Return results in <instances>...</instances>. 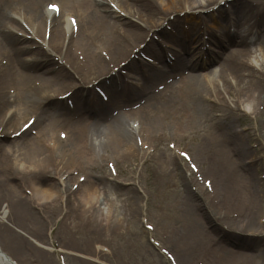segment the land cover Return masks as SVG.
I'll return each instance as SVG.
<instances>
[{
	"label": "rangeland",
	"instance_id": "1",
	"mask_svg": "<svg viewBox=\"0 0 264 264\" xmlns=\"http://www.w3.org/2000/svg\"><path fill=\"white\" fill-rule=\"evenodd\" d=\"M162 1L155 0L153 3L159 6ZM199 1L202 0H195ZM44 3L43 1L42 4ZM110 3L115 6V3ZM256 6L264 14V0H257ZM117 9L119 13L115 12V16L126 19L129 13L125 9ZM183 13L181 11L180 15ZM255 13L254 7L241 14L249 15V22L252 23ZM129 16L128 19L141 23L139 15L131 13ZM229 16L219 19L218 24L208 21V26L222 32L227 29L226 21ZM158 18L160 17L155 19ZM165 19L180 20L185 30L189 28L193 31L198 26L196 24L193 27L190 22L183 21L184 17L179 19L175 14H169ZM166 20L160 21L166 26L162 24V28L168 32L172 25ZM260 20L264 25V17ZM25 27L29 30L28 25L23 22V29ZM239 30V37L251 43V48L255 51L249 63L261 73L262 79L245 78L239 89H234V84L232 87L230 85V95L225 94V98L228 107H232L234 112H222L221 109L214 108L193 129L178 126L175 122L177 116H161L160 124L157 125L159 132L152 135L155 138L145 141L137 137L140 141L136 139L135 142L144 143V147L137 152L119 155L118 158L104 153L101 158L91 160L92 162L83 159L79 166L83 167L81 169L78 165L69 163V166L59 165L60 171L43 175L37 173L34 177L28 175L25 168L18 172L11 170V173H7L10 175L7 177L12 178L10 181L2 182L0 178L3 183L0 185V208L5 204L9 207L7 222L3 223L4 231L0 232V235H4L0 237L18 240L13 245L17 253L4 247L2 243L1 246L20 264H169L167 257H175L178 264H264V47L253 46L256 33L250 34L245 28ZM253 32L264 35L263 28H255ZM154 33L144 29L140 39L131 46V52H125L113 63L131 59L136 50L159 38V34ZM20 34L19 32L18 36ZM196 36L195 34L194 37ZM44 38L46 42V35ZM42 39L43 37H36L34 41L41 44ZM162 45L172 50L168 38L163 39ZM42 46L43 49H50L48 42ZM212 48L217 50L216 47ZM105 49L100 47L98 50H104L101 52L102 57L111 65L110 55L105 54L109 52ZM194 52L190 51L188 56H192ZM50 58V63L62 61L55 53ZM81 58L82 55L78 56L79 60ZM161 64L164 66L165 62L162 60ZM211 69H217V63L199 72L206 73ZM73 78L74 83L79 80L76 75ZM157 85L159 84L151 91L154 89L162 92L163 88H158ZM70 87L65 86L58 93H70ZM142 100L135 97L129 102L111 105L107 110L108 116L118 113V110L132 108V111L124 112L130 113L125 116L129 119L134 107ZM211 103L208 101V104ZM31 115L26 116L22 123L28 118H35ZM19 118L16 117L17 121ZM132 119L130 122L134 121ZM36 129L34 124L26 137L17 141L26 143L31 136L35 137ZM178 132L183 136L174 138ZM14 133L15 131H11L8 136L12 141ZM223 135L231 140L237 139L242 146L250 148L251 158L240 156L239 159H224L225 157L217 154L216 151L220 150L216 137ZM179 151H185L189 155L182 158ZM18 152H14L12 157L16 158ZM235 168H239L241 174ZM172 170L176 171V179L171 175ZM183 174L185 181L190 177L195 181H189L188 189H184L181 179ZM204 180L212 182L213 192L225 194L223 202L217 196L219 207L214 204L213 194L204 188ZM84 182H90V190L96 197L81 206V203L76 202L77 196L74 193H78L79 184ZM33 183L40 188H46L48 184L56 185L61 196L52 204L38 205L41 201L34 202L30 194ZM20 198L28 201L24 205V211L27 214H37L36 219L24 215L23 209L20 212L19 207L23 206ZM254 223L256 227L253 226ZM31 238L39 245L31 241ZM40 245L50 246L53 251L45 253L47 251ZM101 246L107 252L102 251ZM75 253L78 255H74Z\"/></svg>",
	"mask_w": 264,
	"mask_h": 264
},
{
	"label": "bare ground",
	"instance_id": "2",
	"mask_svg": "<svg viewBox=\"0 0 264 264\" xmlns=\"http://www.w3.org/2000/svg\"><path fill=\"white\" fill-rule=\"evenodd\" d=\"M108 2L109 0H0V178L2 182L12 179L7 177L9 175L7 173H11V170L18 172L25 168L24 171L34 177L37 173L43 175L59 170V165L69 166V163L78 165L81 169L83 167L79 166L83 159L92 162L101 158L104 153H110L109 156L113 158L130 155L143 147L144 143L135 142L137 137L145 141L155 138L152 135L159 132L157 125L160 124L161 116H177L175 122L178 126L184 125L183 127L193 129L204 121L208 112L214 108H219L222 112H234L232 107H228L225 98V94L230 95V85L232 87L234 84V89H239L245 78L262 79L261 73L249 63L253 54L250 49L251 43L240 38V34L237 39L234 38L228 30L216 33L208 29V21H216L225 17L226 13L230 14L229 26L245 28L250 34L256 33L257 38L252 44L263 48L264 35L253 32L255 28L264 29L260 20L264 14L258 10L257 0L199 2L163 0V3L159 2V6L154 5L155 0H111L117 8L122 11L125 9L129 15L131 13L139 15L141 23L128 19L129 15L126 19L115 16V12L106 7ZM48 4H59L58 16L47 9ZM214 6L216 7L213 8ZM254 7L256 13L252 16L253 22L250 23L248 18L250 16L241 13ZM181 11H184L182 16ZM169 14H175L179 19L184 17L183 21L190 22L193 27L197 24V29L192 32L209 34L211 43L217 48L216 53L207 51L194 61L192 59L198 56L194 53L186 58L179 55L171 68H165L160 66L157 60H151V55H160L162 47L154 41H149L138 49L133 60L128 61L129 71L122 73L127 79L112 77L114 75L109 72L110 69L113 65L120 64V61L116 63L113 61L125 52H131V46L140 39L144 29L157 32L162 38H168L178 48L187 43L184 38L170 36L173 31L181 32L183 28L182 22L178 19L166 20L165 17ZM74 15L77 18H75L76 32H73L69 24L70 17ZM156 17L160 18L155 19ZM160 20L171 23L173 30L166 32ZM21 22H25L30 31L26 32ZM46 26H49L48 48H50L47 50L42 46L45 44V39H42V44L34 41L36 37L44 36ZM19 32L21 36H18ZM28 35H31V40H27ZM193 35H187L188 43L194 41L191 52L200 49L197 45L198 36L196 39ZM100 47H105L109 52L105 54L110 55L111 65L102 57L101 52L104 50L99 51ZM175 50L180 53L179 49ZM140 51L148 53V61L141 59ZM52 53L60 56L62 61L50 63ZM78 55L84 56L82 61H78L76 57ZM214 63H217V69L208 70L206 73L199 72ZM142 69L146 71L144 75ZM75 75L79 80L74 83ZM93 75L95 77H92ZM99 77L100 82L107 77L110 78L108 85L103 84V88L109 94L107 104L97 100L87 87V84ZM115 80H119L118 84ZM157 83H163L162 92L154 89L151 91ZM249 83L251 84V81ZM69 85L71 87L68 91H72L69 98L73 101L71 109L66 106L67 100H55L57 95L63 96L66 93L58 92ZM117 90H128L131 93L124 95ZM135 97L143 100L134 107L129 119L125 116L130 113L124 112L132 111V108L118 110V113L108 116L107 110L111 105L126 103ZM208 101L212 103L208 104ZM245 107L247 108L248 104ZM29 114L35 116V126H37L35 137L31 136L24 144L19 143L17 138L10 140L8 136L11 131H18L30 119L22 123ZM16 117H20L18 121ZM131 119L134 121L130 122ZM135 124L137 129H134ZM27 132L22 133L18 138L26 137ZM62 132L66 134L64 140L59 136ZM182 136L178 132L174 138ZM216 138L220 150L216 152L222 155V158L239 159L240 156L251 158L252 152H249L251 149L242 146L237 139L231 140L224 135ZM14 152H18L16 158L12 157ZM235 169L241 174L239 168ZM175 172L172 170L171 175L176 179ZM181 179L184 189H188L189 181H194L190 177L186 182L184 174L181 175ZM2 182L0 185L3 184ZM31 186L32 200L41 201L38 205L52 204L61 196L60 189L56 185L48 184L46 188H40L33 183ZM183 192L188 196L187 191ZM74 195L77 196L76 202L81 203V206L96 197L90 190V182L79 184L78 193ZM19 201L23 202V206L19 207L21 212L26 208L24 205H27L28 201L22 198ZM24 210V215L32 219L37 218V214H27ZM8 215V205H2L0 232L3 230V223L7 222ZM254 224L253 226L256 227V223ZM7 240L11 251L17 253L13 245H16L18 240L13 241L6 236L0 237V264H20L1 246V243L5 245ZM33 241L38 245L35 240ZM44 247L42 248L47 251L45 253L51 252L49 247Z\"/></svg>",
	"mask_w": 264,
	"mask_h": 264
},
{
	"label": "snow or ice",
	"instance_id": "3",
	"mask_svg": "<svg viewBox=\"0 0 264 264\" xmlns=\"http://www.w3.org/2000/svg\"><path fill=\"white\" fill-rule=\"evenodd\" d=\"M50 7H52V8H55V6H54V5H51Z\"/></svg>",
	"mask_w": 264,
	"mask_h": 264
}]
</instances>
